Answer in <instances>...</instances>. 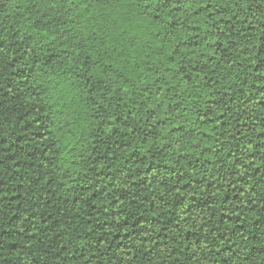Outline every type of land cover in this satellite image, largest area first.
Here are the masks:
<instances>
[{
	"label": "trees",
	"instance_id": "1",
	"mask_svg": "<svg viewBox=\"0 0 264 264\" xmlns=\"http://www.w3.org/2000/svg\"><path fill=\"white\" fill-rule=\"evenodd\" d=\"M0 264H264V0H0Z\"/></svg>",
	"mask_w": 264,
	"mask_h": 264
}]
</instances>
